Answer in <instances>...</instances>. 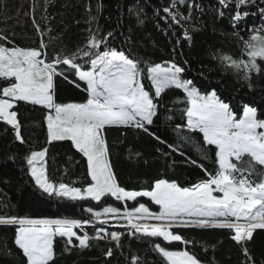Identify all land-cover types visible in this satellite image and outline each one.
<instances>
[{"label":"snow or ice","instance_id":"snow-or-ice-1","mask_svg":"<svg viewBox=\"0 0 264 264\" xmlns=\"http://www.w3.org/2000/svg\"><path fill=\"white\" fill-rule=\"evenodd\" d=\"M183 2L173 0L171 7L163 8L166 15L160 19L167 25L165 34L171 30L175 35L176 26L183 30L182 38L190 43L192 35L184 22L192 19L191 14L185 16L178 9L173 11L176 3ZM218 2L223 7L235 4L233 26L242 16L250 15L248 11H239L242 6H257L258 12L264 15V7L258 6L264 5V0ZM156 15L159 16V11ZM95 19L92 17L89 23ZM33 26L44 35L35 19ZM89 32L83 48L69 54L56 53L52 57L48 56V45L43 41L35 48L21 47L0 34V41L6 42L0 43V122L10 126L15 141L24 144L17 105L25 102L42 106L47 110L46 143L70 141L86 162V179L90 178L82 187L53 181L47 171L49 148L43 147L24 157L35 186L48 197L73 202L88 199L101 202L103 197L119 202L136 201L138 206L131 210L125 207L123 212L112 205L103 207L102 211L92 207L85 210L100 224H107L106 218L111 215L117 220V226L123 227L125 225L119 224V219L123 218L129 235L137 239L158 238L159 242L149 239V243L165 264H211L188 247L195 242L175 231L177 228L229 230L230 239L239 245L246 258L242 264H256L248 244L257 230H264V118H261L264 114L248 104H243L242 113L238 114L215 89L201 91L185 76L187 60L182 63L175 58L163 63L141 60L134 57L130 49L111 46L109 38L115 39L113 32L102 35L99 26L95 32L91 28ZM180 43L181 38L177 37L176 44ZM243 44L239 59L228 54L214 58L236 74L243 73L242 79L251 88V74H264L261 67L264 63V27L253 29ZM63 82L85 93L83 102H58V91ZM170 89L183 92V97H178L174 104L184 105L179 109L183 123L174 127L177 133L174 143L150 131L158 118L162 94ZM167 120H173V116H168ZM110 128L147 133L169 149L156 148L165 159L172 153L185 155L182 147L192 144L200 160L209 166L188 158L189 163L203 171V178L188 186H182L176 180L156 178L148 188L128 190L120 184L111 162L112 146L106 134ZM197 136L201 137L200 141L196 140ZM140 155L135 153L136 157ZM138 197H147L158 206V211L139 202ZM89 223L91 220L69 217L0 215V226L14 228V245L23 257L21 264H56L57 237L64 240L65 252L73 248L89 249L93 240L108 239L114 241L117 248L121 247L123 233L108 232L101 227L90 236L85 231ZM75 229L83 234H78ZM74 238L78 243H74ZM164 242L167 245L179 242L184 247L171 250L162 246ZM105 256L112 257L113 249L108 248ZM132 264L142 262L134 256Z\"/></svg>","mask_w":264,"mask_h":264},{"label":"trees","instance_id":"trees-1","mask_svg":"<svg viewBox=\"0 0 264 264\" xmlns=\"http://www.w3.org/2000/svg\"><path fill=\"white\" fill-rule=\"evenodd\" d=\"M172 3L173 0H0V34L6 35L15 45L21 47L35 48L43 41L48 45V56L52 57L56 53L69 54L83 48L90 36L89 29L95 32L99 26L102 35L113 32L115 39L109 38L111 46L126 51L130 49L132 55L141 60L155 63L174 58L181 63L187 60L186 78L192 79L203 92L215 89L222 99L232 104L238 114L242 112L243 104L255 106L258 113L264 114V74L252 73L253 86L250 88L242 79L243 73L236 74L231 68L222 65L219 59L214 58L222 54L241 58L243 40L249 38L253 29L264 27V15L258 12L257 6H242L239 11H248L250 15L242 16L233 26L237 11L234 3H229L227 7L221 6L218 0H184L183 3H176L173 11L178 9L183 15L190 13L192 17L190 21L184 22L192 35V41L189 43L182 38L183 30L176 26L175 35L171 30L165 34L167 25L160 17L166 15L163 8L171 7ZM157 11L159 16L156 15ZM92 17L96 19L90 24ZM33 19L40 25L44 35L36 31ZM193 28L196 30L193 31ZM177 37L181 38L180 45L176 44ZM261 67L264 68V63H261ZM145 83L147 86L148 82ZM85 95L73 85L63 82L58 91V102H83ZM178 97H183L181 90L170 89L162 94L158 118L150 127L151 132H155L169 143L177 140L175 125L183 123L179 109L184 105L174 104ZM16 110L26 143L15 141L10 126L0 122V215L79 218L91 220V223L85 226V231L90 236L101 227L108 232L123 233L119 248L115 246L114 241L105 239L93 240L89 249L73 248L70 252L64 251V240L57 237L56 264H132L134 256L139 257L142 264H165L149 243V239L159 242L158 238L137 239L129 235L128 227L110 222L111 215L106 218L107 224H100L92 220L91 214L85 210L92 207L95 211H102L103 207L109 205L123 209L120 202L111 197H103L101 202L90 199L73 202L48 197L35 186L28 174L24 157L32 150H40L43 147L49 148L46 157L47 171L53 181L74 183V186L82 187L90 178L86 179V162L70 141H56L50 145L46 143L45 108L20 102ZM168 116H173V120L168 121ZM261 118H264V115ZM106 134L112 146L111 162L114 171L120 184L128 190L148 188L156 178L176 180L182 186H188L203 178V171L189 163L188 158L209 166L207 162L200 160L192 144L182 147L181 151L185 155L172 153L165 159L156 152V148H163L164 151L169 149L158 144L147 133L133 129L110 128ZM196 140L200 141L201 137L197 136ZM135 153L141 155L136 157ZM138 201L145 203L152 210L157 209L147 200ZM136 204L137 202L133 205ZM75 230L78 234H83L79 229ZM175 231L194 241L195 243L188 247L194 250L199 258L210 261L211 264H242L246 259L239 245L230 239L229 230L177 228ZM74 243H78L75 238ZM162 246L171 250L184 247L179 242H173L172 245L164 242ZM108 248L113 249L112 257L105 256ZM205 248L207 251H204ZM248 249L256 264H264V230L254 233ZM22 259L14 245V228L0 226V264H21Z\"/></svg>","mask_w":264,"mask_h":264},{"label":"rangeland","instance_id":"rangeland-1","mask_svg":"<svg viewBox=\"0 0 264 264\" xmlns=\"http://www.w3.org/2000/svg\"><path fill=\"white\" fill-rule=\"evenodd\" d=\"M241 113H242V112H241ZM112 199L114 200V198H112ZM139 199H144V200L149 201L150 204H151L153 207L157 208L156 210H153V211H158V206L152 204L151 201H150L147 197H138L137 200H139ZM114 201H115V200H114ZM117 202H119V201H117ZM135 202H136V201L120 202V203H121V206H122V208H123V209H121V211L123 212V211L125 210V207H127L128 210H131V208L134 206L133 204H134ZM128 206H130V207H128ZM135 206H138V204H136ZM151 210H152V209H151ZM109 221L112 222V223L114 222V223H116L115 225H117V220H116V219H114V218H112V217H109ZM122 223H124L125 226H126V220H124L123 218H120V219H119V224H122ZM148 223H154V221H148ZM126 227H127V226H126Z\"/></svg>","mask_w":264,"mask_h":264}]
</instances>
